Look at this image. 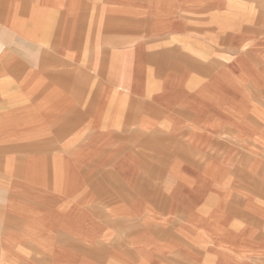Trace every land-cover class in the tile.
I'll return each instance as SVG.
<instances>
[{"label":"crops","instance_id":"1","mask_svg":"<svg viewBox=\"0 0 264 264\" xmlns=\"http://www.w3.org/2000/svg\"><path fill=\"white\" fill-rule=\"evenodd\" d=\"M234 171L264 186V0H0V264H257Z\"/></svg>","mask_w":264,"mask_h":264},{"label":"rangeland","instance_id":"2","mask_svg":"<svg viewBox=\"0 0 264 264\" xmlns=\"http://www.w3.org/2000/svg\"><path fill=\"white\" fill-rule=\"evenodd\" d=\"M256 174H259V172H256ZM234 178L235 180H238V194L240 195H245V194H249L252 193L254 195L258 197H260L261 195L264 198V186H250L249 183L251 182L250 180L252 178L249 177L248 173L246 171H234L233 172ZM247 204L243 203L241 201V197L239 196H233L228 198L224 204V210L227 211V214L230 218H234V220L236 221H243L245 216L247 215L246 211H247ZM224 211V212H225ZM129 227L134 226L129 224ZM140 226V223H139ZM143 237L146 239L145 243L143 246V249L148 250L149 249L152 250V248L154 247V241L158 238L160 239H167L168 236H162V235H155V234H150V235H143ZM199 253V252H198ZM144 254V253H143ZM139 253V258L144 257L143 259H145L146 261H148L150 264L151 262L149 261L151 258L150 255L148 254H144ZM177 255V254H176ZM107 255L102 253V257L97 256V262H101V263H105L107 264L109 262V260H107ZM176 257V256H175ZM203 257V256H202ZM208 257H212V256H208ZM176 258H181V256L177 255ZM213 258V257H212ZM228 258V256H225L224 259ZM226 262V260L224 261V263ZM166 263V262H165ZM257 264H264V256L261 257V260L257 262Z\"/></svg>","mask_w":264,"mask_h":264},{"label":"bare ground","instance_id":"3","mask_svg":"<svg viewBox=\"0 0 264 264\" xmlns=\"http://www.w3.org/2000/svg\"><path fill=\"white\" fill-rule=\"evenodd\" d=\"M116 62V61H115ZM110 69V68H109ZM117 80V79H116Z\"/></svg>","mask_w":264,"mask_h":264}]
</instances>
